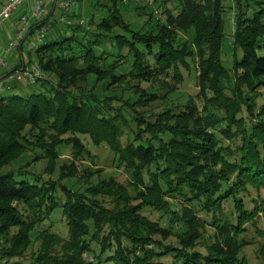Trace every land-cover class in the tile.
<instances>
[{
  "label": "trees",
  "instance_id": "1",
  "mask_svg": "<svg viewBox=\"0 0 264 264\" xmlns=\"http://www.w3.org/2000/svg\"><path fill=\"white\" fill-rule=\"evenodd\" d=\"M232 1L226 63L223 0H152L157 9L142 12L138 28L124 19L122 0H94L88 17L64 13L83 25L62 23L57 12L41 21L45 40L27 51L41 79L0 92V167L28 150L35 160L55 158L62 144L83 154L87 137L106 143L130 180L110 175L81 187L76 173L45 180L6 170L0 264H162L166 256L170 264H252L235 238L264 211V196L252 208L240 196L247 186L264 195V1L251 12L247 0ZM183 71L194 72L201 106L171 100ZM58 212L66 236L46 224ZM209 227L203 252L196 247Z\"/></svg>",
  "mask_w": 264,
  "mask_h": 264
},
{
  "label": "rangeland",
  "instance_id": "2",
  "mask_svg": "<svg viewBox=\"0 0 264 264\" xmlns=\"http://www.w3.org/2000/svg\"><path fill=\"white\" fill-rule=\"evenodd\" d=\"M77 5L75 6L73 14H80L83 17H88L90 15V11L92 10L91 4L94 0H76ZM256 1H264V0H247L250 12L253 10H257L259 8V4ZM244 3L245 0H242ZM123 8L122 13L124 15V19L131 24L133 27L138 28L142 25L143 22L146 21L147 15L142 12H155L157 6L152 0H122ZM223 4L225 10L233 5L232 0H223ZM170 7H173V4H169ZM264 6V5H263ZM232 10L228 9V14L225 12L223 15V23L225 27V37L222 42V60L224 63L229 62L231 59V46H229V35L231 32L230 28L233 26L232 19ZM48 16L52 17V13L48 11ZM157 17V16H155ZM161 18V16H158ZM157 17V19H158ZM42 21V20H41ZM13 32H10V34ZM14 37V34L9 36L10 39ZM45 40V38L43 39ZM7 41V38L4 37L3 42ZM28 56V57H27ZM27 59L35 61V56L31 54V56L27 55ZM191 74L185 73L183 71L181 74L183 76V81L181 84H178V90L173 95L174 102L177 103H185L188 98L191 97L198 106L202 105L201 99H198L196 94L198 92V87L195 86V76L193 75V71ZM260 97L264 98V87L259 89ZM155 108H160L162 105L160 102L154 104ZM121 141V140H120ZM87 148V152L85 153H73L71 151V147L67 144H62L58 147L57 157H41L38 159H33L32 154L33 151H26L19 157H16L6 163L5 165L0 167V174L6 172V170L10 171H27L32 175H40L43 179L52 178L55 179L57 177L58 171L62 170L63 174H73L76 173V178L81 179L79 181V185L84 187L86 182H89L94 179H105L106 177H110V175L115 177V180L121 182L123 184H127L130 180L131 171H127L123 167H118L113 152L109 149L106 143H101L100 145H93L87 137H83L82 141ZM121 144H124L123 142ZM67 183H71L66 181ZM247 192L241 193V198L245 203V207L252 208L253 202L252 200H258L263 197V191L257 192L254 188L247 186ZM228 207V206H227ZM145 215L152 219L159 220L160 223H164L165 226H168L165 223V217H159V213L152 209L143 210ZM47 225H51L50 229L57 234H61V236H66V226L65 221L63 220L61 214L58 212L56 216L53 218L51 223H46ZM244 226V230L238 234L236 237V241L238 244L237 252L238 256L244 258L249 263L252 264H264V211H260L258 215L255 217L254 223H246ZM177 224H175L171 229L176 232ZM178 230V229H177ZM16 232L15 229L11 230V233ZM213 230L209 227L205 231V235L203 238V242L199 244L196 248L200 251H205L204 244L209 243L211 239H213ZM175 237L171 236L166 242H170L176 244ZM37 246V243L35 244ZM34 246V247H35ZM33 247V248H34ZM162 264H170L171 258L166 256L161 259Z\"/></svg>",
  "mask_w": 264,
  "mask_h": 264
},
{
  "label": "built area",
  "instance_id": "3",
  "mask_svg": "<svg viewBox=\"0 0 264 264\" xmlns=\"http://www.w3.org/2000/svg\"><path fill=\"white\" fill-rule=\"evenodd\" d=\"M26 2L29 4L27 9H21ZM52 5L57 14L59 21L65 24H85L83 18H70L65 12H70L77 5L75 0H0V26L8 22L15 16L18 28L14 39L8 41L6 50L16 49L23 40L24 33L30 22H41L48 14V6ZM63 12V14L61 13ZM232 16H234L232 12ZM233 18V17H232ZM232 20V19H230ZM233 21V20H232ZM46 26L41 23L37 29L32 32L28 40L27 48L32 50L39 43H42L47 34ZM41 68L30 59L22 66L11 67L5 57H0V92L12 82L21 81L25 84H33L37 79H41Z\"/></svg>",
  "mask_w": 264,
  "mask_h": 264
},
{
  "label": "crops",
  "instance_id": "4",
  "mask_svg": "<svg viewBox=\"0 0 264 264\" xmlns=\"http://www.w3.org/2000/svg\"><path fill=\"white\" fill-rule=\"evenodd\" d=\"M28 5L29 4L26 2V4L21 9H27ZM48 10L49 12L53 14L56 13L52 5L48 6ZM41 23L42 22H39V23L30 22L28 24V27L26 28L27 29L26 32L24 33L23 40L20 41L18 47L16 49L9 50V51L6 50V47H7L8 41H11L15 37V33L18 28L17 20L15 19V16H14L8 22L1 25L0 26V57L1 56L5 57L11 67L15 68L16 66H22L27 61V57H28L27 56L28 55L27 51H29V49L27 48L28 40H30L32 32H34L37 29L36 27H39ZM31 24H34L32 27L33 31L29 33L30 31L29 27ZM10 32H13L11 34H14V37L12 39L9 38V36L11 35ZM4 37L7 38V41L5 42H3Z\"/></svg>",
  "mask_w": 264,
  "mask_h": 264
}]
</instances>
